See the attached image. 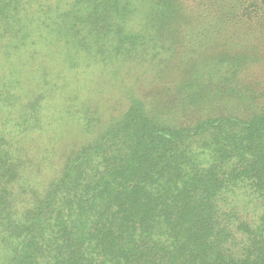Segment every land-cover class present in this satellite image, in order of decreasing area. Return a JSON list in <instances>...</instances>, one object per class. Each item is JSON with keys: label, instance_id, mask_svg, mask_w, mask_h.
<instances>
[{"label": "trees", "instance_id": "obj_1", "mask_svg": "<svg viewBox=\"0 0 264 264\" xmlns=\"http://www.w3.org/2000/svg\"><path fill=\"white\" fill-rule=\"evenodd\" d=\"M85 1L72 35L93 42L99 62L122 47L159 72L170 62L161 93L173 114L131 99L43 192L25 153L48 125L44 97L6 121L0 264H264V0ZM24 2L0 0L4 36L22 41L28 23L38 40L61 33L59 12L48 5L37 25ZM183 43L193 51L176 64ZM75 115L97 130L94 116Z\"/></svg>", "mask_w": 264, "mask_h": 264}, {"label": "rangeland", "instance_id": "obj_2", "mask_svg": "<svg viewBox=\"0 0 264 264\" xmlns=\"http://www.w3.org/2000/svg\"><path fill=\"white\" fill-rule=\"evenodd\" d=\"M48 5L53 7L54 14L59 12L63 17L60 34L46 35L42 29L40 32L51 38L39 35L38 40L31 23L20 35L25 37L22 41L6 37L0 31V135L5 134L6 121L18 120L32 100L40 102L44 97L39 103L43 107L41 121L48 125L43 126H46L43 132L35 134L37 141L36 136H32L29 149L33 151L25 153L26 158L32 160L31 186L40 192L60 174L66 156L92 144L97 139H93L94 135L103 134L105 126L125 112L131 99L139 98L152 110L173 114L169 101H165L168 98L161 93L162 86L169 82L170 62L159 72L158 68L153 69L138 58L128 59L123 47L118 55L99 62L88 53L92 45H96L92 42L86 50L87 40L70 32L81 18L90 14L88 3L85 0H26L23 14L38 25L40 11L51 10L47 9ZM206 50L204 48L203 52ZM192 51L193 47L186 48L184 43L176 44V64ZM82 110L99 121L93 133L92 129L91 132L81 131V123L75 119V114ZM53 127L51 134L55 139L47 145L46 133ZM47 149L51 151L46 153Z\"/></svg>", "mask_w": 264, "mask_h": 264}]
</instances>
